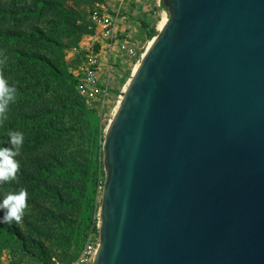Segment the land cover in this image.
I'll use <instances>...</instances> for the list:
<instances>
[{
  "label": "water",
  "instance_id": "obj_1",
  "mask_svg": "<svg viewBox=\"0 0 264 264\" xmlns=\"http://www.w3.org/2000/svg\"><path fill=\"white\" fill-rule=\"evenodd\" d=\"M103 141L94 264H264V0H163Z\"/></svg>",
  "mask_w": 264,
  "mask_h": 264
},
{
  "label": "trees",
  "instance_id": "obj_2",
  "mask_svg": "<svg viewBox=\"0 0 264 264\" xmlns=\"http://www.w3.org/2000/svg\"><path fill=\"white\" fill-rule=\"evenodd\" d=\"M96 1L0 0V60L7 56L3 74L18 88L0 125V147L10 146L9 129L24 133L18 179L0 185V202L7 190L28 192L23 222H0V260L11 249L20 255L12 264L26 256L36 264H72L95 227L104 184L100 116L69 69L80 56L69 62L67 54L93 32Z\"/></svg>",
  "mask_w": 264,
  "mask_h": 264
},
{
  "label": "built area",
  "instance_id": "obj_3",
  "mask_svg": "<svg viewBox=\"0 0 264 264\" xmlns=\"http://www.w3.org/2000/svg\"><path fill=\"white\" fill-rule=\"evenodd\" d=\"M138 0H98L89 14L93 32L84 35V42L69 49L67 59L80 56V62L70 65V71L78 79V90L89 107L104 117L115 97L112 84L113 68L123 58L132 59L137 50L132 44L130 8ZM157 6L164 4L156 0ZM161 18L167 19L168 8L161 9ZM83 39V38H82ZM118 101V100H117ZM100 219L92 227L85 243L72 264H94L99 246Z\"/></svg>",
  "mask_w": 264,
  "mask_h": 264
},
{
  "label": "clouds",
  "instance_id": "obj_4",
  "mask_svg": "<svg viewBox=\"0 0 264 264\" xmlns=\"http://www.w3.org/2000/svg\"><path fill=\"white\" fill-rule=\"evenodd\" d=\"M7 56L0 60V125L8 119L10 106L18 98V88L15 84H10L3 74V66L7 62ZM7 136L10 138V146L0 147V185L11 183L18 179L20 170L19 161L16 157L20 154L24 144V133L22 131L9 129ZM28 192L24 187L18 190H7L2 202L0 211L3 217L0 222L11 224L13 221L20 224L28 208Z\"/></svg>",
  "mask_w": 264,
  "mask_h": 264
},
{
  "label": "rangeland",
  "instance_id": "obj_5",
  "mask_svg": "<svg viewBox=\"0 0 264 264\" xmlns=\"http://www.w3.org/2000/svg\"><path fill=\"white\" fill-rule=\"evenodd\" d=\"M167 6L162 5L160 7L157 6L156 0H138L134 7L130 8V18H131V36H132V44L137 50V54L132 58L128 59V57L123 58L119 63L115 65L112 72V84L114 88V100L113 104L109 108L107 114L100 118V129L99 136L103 138L106 133L107 125L113 115V110L115 105L117 104V100L119 99V95L121 94L122 87L126 80L129 78L132 69L147 47V44L151 37L148 36V31L152 28H156L158 32L159 23L161 22V9ZM112 114V115H111ZM103 151V147H102ZM104 164V162H103ZM104 179H105V169H104ZM103 191V185L100 188L99 200L101 203V196ZM100 208V206H99ZM100 219L99 210L96 215L95 223ZM101 221V220H100ZM12 259H20V255L17 254L14 256L11 249H7L3 252L0 264H12ZM20 264H36L35 260L26 256L24 259H21Z\"/></svg>",
  "mask_w": 264,
  "mask_h": 264
},
{
  "label": "bare ground",
  "instance_id": "obj_6",
  "mask_svg": "<svg viewBox=\"0 0 264 264\" xmlns=\"http://www.w3.org/2000/svg\"><path fill=\"white\" fill-rule=\"evenodd\" d=\"M166 21H167V19H163V20H161V22L159 23V28H158L159 31L163 28V26L165 25ZM153 40H154V38H151V39L149 40V42H148V44H147V47L145 48V50L143 51V53L141 54V56L139 57V59H138L137 62L135 63V65H134V67H133V69H132V72H131L129 78H128V79L126 80V82L124 83V85H123V87H122V90H121V94L119 95V99H118V101H117V104L115 105V108H114V110H113V115H114L115 111L117 110V108L119 107V105H120V103H121V100H122V97H123V94H124L125 90L127 89L128 85H129V83H130V81H131V79H132V76L135 74V72H136V70H137V68H138V66H139V64H140V62H141V59H142L143 55L145 54V52L147 51V49L150 47V45L152 44ZM111 115H112V114H111ZM113 115H112V117H113ZM112 117H111V119H112ZM111 119H110V120H111ZM109 122H110V121H109Z\"/></svg>",
  "mask_w": 264,
  "mask_h": 264
},
{
  "label": "crops",
  "instance_id": "obj_7",
  "mask_svg": "<svg viewBox=\"0 0 264 264\" xmlns=\"http://www.w3.org/2000/svg\"><path fill=\"white\" fill-rule=\"evenodd\" d=\"M85 39H86V37H83L82 41L84 42Z\"/></svg>",
  "mask_w": 264,
  "mask_h": 264
}]
</instances>
